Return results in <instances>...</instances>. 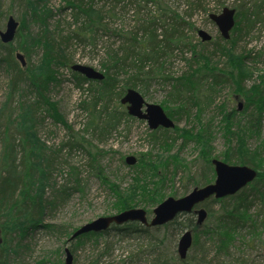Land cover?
<instances>
[{"label": "trees", "instance_id": "obj_1", "mask_svg": "<svg viewBox=\"0 0 264 264\" xmlns=\"http://www.w3.org/2000/svg\"><path fill=\"white\" fill-rule=\"evenodd\" d=\"M18 1L27 7L22 14V22L30 16V21L34 20L39 28L49 26L53 12L47 6L48 0ZM102 2V5H98L95 0H66V5L72 8L75 27L70 32L69 41L96 49L105 38L109 41L117 39L115 43L106 41L101 47V69L105 75L101 81H90L71 71L75 60L67 53L63 37L60 43L49 38L47 32L42 33L43 38L40 34L35 37L34 47L44 49V57L41 66L32 70H22L15 60L17 50L26 54L31 50L25 40L21 39L25 38L24 24L19 28L16 45L0 44L3 50L0 52V65L6 64L12 76L8 100L3 109H0V264H12L9 257L16 250L26 248L25 239L37 229L50 230L68 238L65 244H68L76 231L69 233V228L64 225L44 224L47 211L56 207V201L47 197L46 189L51 185L57 166L61 165L60 154L66 148L70 152L79 148L87 149L90 166L98 172L100 181L111 192L112 211L116 213L143 206L147 207L148 215H152L149 207L154 209L163 202V189L167 181H173L180 170L187 178L194 180L196 186L212 184L216 179L211 163L212 149L209 150L214 139V133L209 129L213 123H204L202 118L205 109L214 103V97L224 86L232 87V96L242 92L247 99L244 110L232 108L234 110L231 115L226 111V104L217 107L222 116L220 127L228 146L221 161L231 166H248L254 169L253 162L240 148L243 149V140L259 137L262 131L264 73L258 77V83L250 89L246 88L245 81L252 78L250 72L244 69L248 55H237L235 50L238 35L247 36L264 22V0L235 1L232 9L237 13L236 25L231 37L226 41L220 35L212 53H207L204 48L199 49V43L193 44L198 29L192 24L191 18L193 13L201 11L208 15L206 0L187 1L190 11L188 19L175 12L166 0ZM217 2L223 10L226 0ZM43 5L47 9L43 16H39V9ZM129 6L137 7L134 18L136 27L125 31L121 27H115L114 23L122 14L127 13ZM1 15L3 14L0 12V18ZM55 28L58 30L60 27ZM210 42L212 41L205 43ZM185 48L192 55V59L187 60L189 71L179 77L168 75L166 65L176 57L177 52L182 54ZM217 56L221 61L214 62L213 59ZM62 68L70 69L77 88L90 94L89 101L81 102L82 109L89 115V125L94 130L100 128L101 132L106 133L116 129L122 120L130 121L133 118L120 103L130 89L143 91L144 94L153 82H170L172 91L162 103V108L175 122L183 118L187 121L193 119L197 127L180 129L176 124L174 130L159 128L151 136L163 152H168L179 137L185 142L191 141L199 145L200 156L204 159L200 172L192 174V170L178 158L167 160L163 156L154 158L150 153H145L138 155V163L131 168L135 175L128 188L122 190L118 184L110 181L99 167V159L106 152L100 148H87L86 145L92 147V144L85 138H74L71 135L73 129L61 115L58 102L50 96L52 87L61 84L59 77ZM40 70L41 75H35ZM19 98L20 101L15 102ZM13 104L16 109L12 107ZM47 118L70 132L66 143L61 144L57 151H47L45 143L38 138L39 127L45 124ZM233 127L236 131L232 130ZM233 140L236 145H233ZM171 167L173 169L169 171ZM258 174L253 183L234 196L212 198L197 207L203 208L208 214L202 227L197 225L194 213L181 214L168 225L158 228H146L138 222L124 226L114 225L103 233L92 232L69 241L72 253L74 255L86 243L98 244L103 236L115 233L123 240L136 235L145 237L150 248L148 264H253L248 262L245 255L237 253L236 239L240 238V246L253 247L251 244L256 243L258 248L263 247L262 241L257 243L260 237L257 230L258 219L251 214L254 202L261 200L264 205V174ZM75 182L73 192L81 185L79 180ZM68 191L69 188L63 185L55 193L59 194L58 198L62 201ZM172 196L175 198L174 193ZM214 204L219 205L218 210L212 209ZM258 216L259 214L257 218ZM261 224L264 225V221ZM187 230L194 233L193 245L188 257L181 260L178 256L177 239ZM108 250L107 247L103 254H99V258L106 256ZM60 252L65 254L63 250ZM99 261L96 260L95 264ZM59 264L63 262L60 261Z\"/></svg>", "mask_w": 264, "mask_h": 264}, {"label": "rangeland", "instance_id": "obj_2", "mask_svg": "<svg viewBox=\"0 0 264 264\" xmlns=\"http://www.w3.org/2000/svg\"><path fill=\"white\" fill-rule=\"evenodd\" d=\"M169 6L178 12L181 16L186 19L189 18V7L187 5L188 0H166ZM236 0H226L224 8H233ZM95 3L102 5V0H95ZM48 6L53 12L50 20V26L53 30H57L56 26L60 27L57 32H60L64 38V46L67 47V53L75 60L76 63L82 65H88L102 72L101 63L103 50L102 46L105 45L107 38L102 40L96 49L91 46H85L77 44L74 41H69L68 37L70 32L74 29V17L72 16V10L66 5V0H48ZM206 6L209 9L208 15H205V11L193 13L191 18L192 24L196 28L206 31L212 36V42L203 44L198 36L194 35L193 44L196 43L199 49H205L207 53H212L215 50L216 42L220 37L217 25L209 21L210 14H221L222 8L218 6L217 0H206ZM0 12L2 26L1 30H4L7 23V18L13 16L19 22L22 21L21 16L24 13V8L21 7V3L16 0H0ZM127 13L122 14L120 18L114 23V26L121 27L125 31L136 27L134 6L127 7ZM152 10V9H150ZM21 23V22H20ZM116 24V25H115ZM33 34L39 32L38 27L32 28ZM41 30V29H40ZM238 38L235 53L237 55L245 53L248 55V59L245 62V71H249L252 75L250 80L245 81L244 86L248 89L252 88V85L258 83V77L264 73V22L257 26L254 31L249 35L237 36ZM117 39L112 38L109 42L115 43ZM66 44V45H65ZM1 49V48H0ZM42 52V51H41ZM36 53L31 57L32 63H37L40 60L42 53ZM205 53V52H204ZM175 58L166 65L167 74L170 76L179 77L189 71L187 60L192 59V55L188 49H184L183 53H176ZM221 61L218 56L213 61ZM28 61V59H27ZM223 67L222 64H219ZM1 69V68H0ZM2 70V69H1ZM59 81L60 85L52 90V98L58 102L60 107V113L68 123V126L72 127V136L78 138H85L88 142H91L92 147L86 145L91 150L101 149L106 153L99 159V167L104 170L109 180L118 184L120 188L126 189L132 183L134 172L132 167L126 164L127 157L138 158V155H144L150 153L152 157L163 156L170 159L177 158L181 160L183 164L192 170V174H198L200 169L203 167V157L200 156V146L184 139L180 138L172 144L171 149L168 152H163L162 148L158 146L151 136L152 131L149 124L145 120H139L131 118L130 121H121L119 126L108 133L101 132L92 129L89 125V115L82 109L81 102L89 101L90 94L85 90L77 88L76 83L73 81L70 69L62 68L60 70ZM9 75L0 71V109L7 102ZM172 85L170 82L158 81L153 82L152 85L146 90L147 93L143 94V89L139 92L145 98V101L150 104L162 105L164 100L167 99L170 94ZM232 87L224 86L219 90L218 95L214 97L215 101L213 104L206 108L202 120L204 123L212 122L210 131L214 133V139L212 141V149L214 159L222 160V154L228 149L225 138L223 137L221 124V113L217 107L226 104L227 113L232 114V108H240L243 111V107L246 104V99L241 92L232 96ZM235 97V98H234ZM32 98V96H31ZM29 99V98H28ZM233 100V101H232ZM19 99L15 100L18 102ZM17 106V103H16ZM15 104L13 108L16 109ZM125 108V107H124ZM126 110V109H125ZM224 114V111H222ZM235 118V115H233ZM43 119V115L41 116ZM240 118L239 116H236ZM237 119V118H236ZM174 121V120H173ZM174 123L177 124L180 129H190L197 127V123L190 119L187 121L186 118L176 120ZM87 126L89 129H87ZM220 127V128H219ZM233 131L236 128L233 127ZM261 133L259 137L253 139L243 140V149L240 148L254 165V170L257 174L260 172L264 174V121L261 126ZM68 130L59 124L53 123L50 118H47L44 125L39 127L38 138L49 150L57 151L61 144L66 143L68 140ZM70 133V132H69ZM176 136V134H173ZM236 145L235 140H233ZM157 158V157H156ZM60 166H57L55 173L53 174L51 185L46 189L47 197L51 200L56 201V207L48 210L44 216V224L64 225L69 228V233L74 230H79L82 226L92 223L102 217H113L116 214L112 211V200L113 196L111 192L103 185L98 177V172H95L90 166V159L87 149H75L70 152L69 149L63 150L60 154ZM211 161V163H212ZM134 166V165H133ZM173 167L169 169L172 171ZM190 170V171H191ZM78 173V176H77ZM214 173V171H213ZM259 175V174H258ZM197 178V177H196ZM257 179V178H256ZM75 180H79L81 185L77 191L72 190L76 187ZM67 186L70 191L68 195L64 196L61 201L59 194L55 191L61 186ZM195 187H201L195 185V181L187 178L183 172L178 171L174 176L173 181H167L164 187L165 199L171 197V194H175V198L179 199L190 194ZM59 196V198H58ZM173 197V196H172ZM212 199V198H211ZM147 211V207H136ZM156 208V207H155ZM154 208V209H155ZM153 208L149 207V210L153 212ZM212 209L218 210L219 205L214 204ZM251 214L255 219H258V231L259 241L264 243V225L261 224L264 221V205L261 200H257L253 203ZM257 214H259L257 218ZM154 214L149 215V218H153ZM198 219V216L196 220ZM72 236V235H71ZM181 237L177 240L179 241ZM68 238L51 232L50 230L37 229L32 232L25 240L26 248L16 250L9 257V262L12 264H59L60 261L65 263V254L62 255L60 250L64 251L66 248L71 250V244H65ZM71 239V238H70ZM258 239V237H257ZM240 238L236 239L237 253L239 255H245L248 260L253 264H264V244L263 247L258 248L256 243L251 244L253 247L240 246ZM178 243V242H177ZM148 241H145V237L136 235L132 238H126L123 240L120 236L115 233H109L103 236L95 244L93 242L86 243L76 253H74L75 264H95L96 260H100L97 264H148L150 250ZM109 248L108 254L102 258H99V254H103L106 248Z\"/></svg>", "mask_w": 264, "mask_h": 264}, {"label": "water", "instance_id": "obj_3", "mask_svg": "<svg viewBox=\"0 0 264 264\" xmlns=\"http://www.w3.org/2000/svg\"><path fill=\"white\" fill-rule=\"evenodd\" d=\"M235 16L236 10L226 7L221 14H215L210 17L226 41L231 37V32L236 25ZM18 26V22L10 17L7 22V31L5 34H2V40L4 42L13 40ZM198 33L203 42L212 40V36L206 31L199 30ZM18 58L22 60L20 54ZM72 71L81 74L91 81H101L104 79V75L101 72L86 65H73ZM120 102L127 106V113L130 116L141 121H147L152 131L158 128L174 129L176 126L160 105L146 102L143 95L138 91L130 89ZM126 163L129 166H133L137 163V158L134 156L127 157ZM212 165L215 169V176H217L214 183L201 188H195L190 194L179 199L169 197L153 210L154 216L150 220L148 213L143 209L135 208L125 210L113 217H102L82 226L70 237V241L92 232L103 233L114 225L124 226L125 223L139 222L146 227L158 228L168 225L169 222L174 221L180 214L189 215L192 212H195L198 216L197 225L200 227L203 226L208 214L203 208L196 209L197 206L202 205L212 197L215 199H223L234 196V194L245 189L248 184L254 182L258 177L256 170L248 166H231L218 159H214ZM192 243L193 233L191 231H185L178 242V256H180L181 260H185L188 257V252L193 245ZM65 253V264H74L73 254L70 249L66 248Z\"/></svg>", "mask_w": 264, "mask_h": 264}, {"label": "bare ground", "instance_id": "obj_4", "mask_svg": "<svg viewBox=\"0 0 264 264\" xmlns=\"http://www.w3.org/2000/svg\"><path fill=\"white\" fill-rule=\"evenodd\" d=\"M17 2H19L18 0H16ZM21 3V2H20ZM48 4V3H47ZM48 6V5H47ZM21 7H23L24 8V12L27 10V7H25V4L24 3H21ZM48 7H50V6H48ZM135 8H137L136 6H134ZM69 8V7H68ZM46 9H47V7L45 6V5H43V6H41L40 7V9H39V16H43L44 15V13H45V11H46ZM70 10H72V8H69ZM137 10V9H136ZM212 15H215V14H210L209 15V19L211 20V16ZM216 15H219V14H216ZM10 17H12V18H14L13 16H9L7 19V22L9 21V18ZM21 18H22V16H21ZM27 19H25V20H23V22L22 21H18L17 19H15V21H17L18 22V24H19V26H18V30H17V32H16V34H15V36H14V38H13V40H11L10 42H4L3 40H2V34H5V32L7 31L6 30V27H7V23H6V25H5V28H4V30H1L0 29V44L1 45H3V46H6V45H16V43H17V35H18V33H19V31H20V26H22L23 24L25 25V29L26 30H24V39L23 38H21L22 40H25V42H26V44L27 45H29L30 46V52L28 53V54H26V53H24V52H22V51H18L17 50V52H16V54H15V60H16V63H18L19 64V66H20V68L22 69V70H27V69H30V70H32V69H35V68H39L40 66H41V64H42V62H43V57H44V49L42 50V49H37V48H35L34 47V43L36 42V40H35V37H37L39 34L42 36V38H43V34L45 33V32H47V35H48V37L50 38H52V39H55L56 40V42L58 43H60L61 41H62V36H61V34H60V32H57V31H54L53 30V28H51V26H50V23H49V26H46V27H42V28H40L39 29V32L37 33V34H33L32 33V31H33V27H38L39 28V26H37V23L36 22H34V20H32V22L30 21V16H28V17H26ZM22 20V19H21ZM39 24V23H38ZM41 25V24H40ZM41 27V26H40ZM43 33V34H42ZM45 41V40H44ZM46 42V41H45ZM42 51V52H41ZM0 52H3V50H1L0 49ZM42 53V55H41V57H40V60L37 62V63H32L31 62V57L34 55V54H36V53ZM21 55L22 56V60L21 59H19L18 58V55ZM27 59H28V61H27ZM77 64H79V63H74L73 65H77ZM79 65H82V64H79ZM84 66V65H83ZM86 66H88V65H86ZM73 67V66H72ZM90 67V66H89ZM0 68L2 69V70H4V72L6 73V74H8L9 75V82H8V85H9V83H10V79L12 78V76H11V74H10V69H9V67L6 65V64H4V65H0ZM91 68H93V67H91ZM0 69V71H2ZM94 69V68H93ZM94 70H97V69H94ZM71 71H72V68H71ZM97 71H99V70H97ZM32 72V71H31ZM41 72H42V70H40L39 72H37L35 75H41ZM99 72H101V71H99ZM103 75H104V72L102 71L101 72ZM104 77H105V75H104ZM9 87H10V85H9ZM9 87H8V92H7V100H8V93H9ZM55 87H52V89H54ZM52 91L50 92V96H51V98H52ZM19 101H20V98H19ZM201 187H204V186H201ZM201 187H195V188H201ZM194 188V189H195Z\"/></svg>", "mask_w": 264, "mask_h": 264}]
</instances>
